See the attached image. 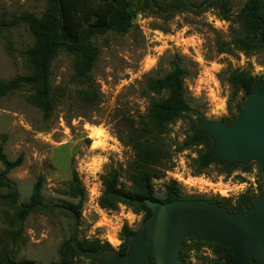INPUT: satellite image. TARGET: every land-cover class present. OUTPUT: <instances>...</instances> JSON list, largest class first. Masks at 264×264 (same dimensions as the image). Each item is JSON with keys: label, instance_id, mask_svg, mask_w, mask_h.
<instances>
[{"label": "rangeland", "instance_id": "rangeland-1", "mask_svg": "<svg viewBox=\"0 0 264 264\" xmlns=\"http://www.w3.org/2000/svg\"><path fill=\"white\" fill-rule=\"evenodd\" d=\"M175 1L133 2L130 5L133 26L128 33H107L93 39L98 49L92 71L94 86L99 92L95 104L86 105L80 100L83 87L74 82L72 59L65 53L59 54L50 68L54 99L50 118L44 119L41 111L28 102L31 94L28 88L0 97V145L9 159L19 154L24 157L22 165L8 175L20 204L29 201L37 181L41 183L45 204H75L76 200L67 192L73 170L85 190L77 221L72 222L60 213L31 214L21 227L20 240L3 239L8 224L0 216V249L6 248L16 261L36 264L56 261L62 246L73 238L107 242L117 250L123 225L134 235L141 232L146 222L142 213L136 214L124 206L115 212L99 207L102 180L116 171L121 178L120 185L131 188L125 180L134 159L128 143L129 133L140 126L152 100L165 98V93H150L148 84L165 75L175 57L182 60L181 65L188 71L184 86L192 112L170 124L160 138L171 161L163 176L153 181L156 196L162 197L163 184L174 182L186 199H222L234 206L243 194L255 196L252 205L263 198L264 175L255 159L231 165L220 160L222 163H213L198 174L194 160L202 147L181 149L192 134L196 118L199 121L204 118L209 123L229 118L227 101L231 89L224 81L227 72L248 71L256 81H264V50L244 54L233 45L241 37L235 20L245 0H231L229 21L222 20L216 9L203 11L200 5L206 0H185L195 6L192 10L181 7L168 10V5ZM44 8L43 0H0L1 81L30 74L23 54L32 46V37L24 25L10 23L24 12L40 16ZM221 44H226L230 53H219ZM240 96L232 101L233 108ZM250 204L234 213H244ZM175 220L170 216L166 222L167 248L169 241L172 244L170 231ZM112 235L118 240L115 246L108 241ZM192 239L196 237L185 238L179 249L184 264H211L214 257L207 248L200 252L183 251V246L191 244ZM82 259L80 264H89V260ZM165 259L166 264H173L170 249Z\"/></svg>", "mask_w": 264, "mask_h": 264}, {"label": "trees", "instance_id": "trees-1", "mask_svg": "<svg viewBox=\"0 0 264 264\" xmlns=\"http://www.w3.org/2000/svg\"><path fill=\"white\" fill-rule=\"evenodd\" d=\"M45 8L40 16L24 12L15 18L10 25H24L32 37L33 44L24 52L29 64L30 74L18 76L9 81L0 80V97L13 91L28 88L31 94L28 102L41 111L43 118L48 119L53 111V98L50 86V68L56 57L65 53L72 59L76 84L82 86L80 100L86 105L95 104L99 99V92L95 89L92 71L98 58V49L93 39L107 33L126 34L133 26V15L130 5L139 0H43ZM192 10L195 6L185 0H177L168 5V10L177 8ZM203 11L216 9L224 21L231 18V0H206L200 5ZM241 37L234 40V49L244 54H251L264 50L259 44V35L264 42V0H245L241 12L236 16ZM219 53H230L226 44L219 45ZM180 58L170 61L169 71L160 78L153 79L148 84L150 93L160 95L165 93L163 99L152 100L146 115L137 128H132L128 136V143L134 155L131 169L125 180L131 184L130 189L120 185V176L116 171L110 172L102 180L103 190L98 201L101 209L117 211L119 206L131 209L134 213H142L143 219L150 218L154 211L147 206L148 202L157 204L168 203L173 200L185 199L174 182L163 184L162 197L156 196L153 181L163 176L165 167L170 163L169 152L160 143L168 126L182 116L192 112L186 97L184 80L188 71L181 65ZM231 89L227 101L229 118L223 120L231 125L241 108V101L249 94L254 86L255 78L248 71H229L224 80ZM239 95L237 104L231 106L234 98ZM192 134L182 144V150L193 147H202L198 151L196 172L201 174L213 163H222L212 157V140L204 135L199 118L192 124ZM23 154L15 159H9L0 145V216L8 224L4 230L3 239L16 241L21 239V227L28 216L35 213H60L75 222L85 200V190L75 170L71 173L68 183V194L76 200L75 204L48 205L43 202L41 183L37 181L31 191L29 201L20 204L19 196L8 175L23 163ZM228 170L227 166L224 167ZM247 171V168L244 169ZM255 199L254 195H241L234 206L227 200L207 199L218 204L226 211L232 213L249 205ZM133 232L127 225L121 229V244L114 250L107 242L99 240H75L78 249L87 253H112L123 257L128 252V239ZM211 250L214 259L211 264H232L233 254L229 248L200 237L192 239V243L183 246L184 252H200L201 249ZM181 264L184 259L179 253ZM84 259L66 242L56 261L47 264H80ZM0 264H36L33 261H16L6 248L0 249ZM89 264H94L89 262ZM146 264H154L149 258ZM249 264H256L253 259Z\"/></svg>", "mask_w": 264, "mask_h": 264}, {"label": "water", "instance_id": "water-1", "mask_svg": "<svg viewBox=\"0 0 264 264\" xmlns=\"http://www.w3.org/2000/svg\"><path fill=\"white\" fill-rule=\"evenodd\" d=\"M259 44L264 45L259 35ZM204 135L212 140V157L226 164H245L255 159L264 175V81H254L252 91L245 95L238 116L231 125L218 121L209 123L200 118ZM153 215L145 222L139 234L128 239L125 256L82 252L73 238L70 245L82 258L94 264H146L149 258L154 264H166V252L170 249L173 264H179V249L187 237L206 238L233 254L232 264H264V192L263 198L244 213L226 211L205 198L173 200L157 204L148 202ZM176 218L171 242L166 240V222ZM171 244V247H170Z\"/></svg>", "mask_w": 264, "mask_h": 264}, {"label": "bare ground", "instance_id": "bare-ground-1", "mask_svg": "<svg viewBox=\"0 0 264 264\" xmlns=\"http://www.w3.org/2000/svg\"><path fill=\"white\" fill-rule=\"evenodd\" d=\"M108 241L111 245L115 246L118 244V240L116 239V237L114 235H112L111 237L108 238Z\"/></svg>", "mask_w": 264, "mask_h": 264}]
</instances>
